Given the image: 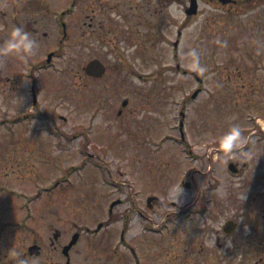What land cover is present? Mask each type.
I'll return each instance as SVG.
<instances>
[{
  "label": "rangeland",
  "instance_id": "374dc122",
  "mask_svg": "<svg viewBox=\"0 0 264 264\" xmlns=\"http://www.w3.org/2000/svg\"><path fill=\"white\" fill-rule=\"evenodd\" d=\"M28 1L0 0V176L6 184L14 180L15 188L34 195L65 179L54 194L64 198L69 225L77 219L81 229L107 217L114 195L102 181L128 177L161 194L188 192L183 196L198 204L204 190L215 187L208 192L210 215L222 209L240 228L261 223L254 210L260 199L264 207V159L255 135H264V0L199 2L192 17L176 4L161 13L159 37L145 22L107 14L114 29L100 39L84 32L91 8L90 0H81L66 18L71 35L58 47L54 67L38 66L62 32L56 8L29 7ZM94 58L107 68L100 78L83 70ZM32 84L37 111L47 120L14 124L31 108ZM248 138L250 147H241ZM228 160L240 169L248 164L241 178H233ZM228 192L237 195L234 205L226 203ZM198 219L192 221L195 239Z\"/></svg>",
  "mask_w": 264,
  "mask_h": 264
},
{
  "label": "flooded vegetation",
  "instance_id": "af4514ba",
  "mask_svg": "<svg viewBox=\"0 0 264 264\" xmlns=\"http://www.w3.org/2000/svg\"><path fill=\"white\" fill-rule=\"evenodd\" d=\"M194 1L197 8L199 2L204 1L221 4L219 0ZM232 1L227 6H239L243 0ZM80 3L81 0L26 2L29 7L47 4L55 7L56 22L62 28L54 38L55 48L49 51L50 58L48 56L45 64L40 63L38 67H54V59L59 57L58 47L71 35L66 18L74 16ZM192 3L193 0H90L91 9L85 13L87 21L84 22L88 31L84 32L98 39L111 33L114 24L108 14L120 21L133 18L137 23L145 22L152 37H159L161 13L177 4L182 7L185 17H192L188 14ZM64 7L67 8L64 10ZM49 12L52 10L47 9ZM27 34L30 33L24 30V35ZM120 36L114 34L115 38ZM146 36H149L147 32ZM29 95L32 109L20 113L13 119L14 124L47 119L44 111H37L40 100L34 84L30 86ZM257 125L260 126L259 121L255 122V127ZM260 128L263 132L264 128ZM251 132V135L257 133L255 129ZM255 136L261 143V157L264 159V135L259 133ZM241 147H250L249 138ZM247 166L244 162L241 169ZM227 169L233 178L238 179L244 171L232 160L227 161ZM5 182L6 176H0V264H82L81 258L85 255V264H264V207L261 199L254 210L259 212L261 223L245 222L240 228L235 217L224 219L222 209H213L210 215L212 197L209 193L215 187L206 188V195L199 197L198 204V201L191 202L189 197L183 196L188 192L161 194L152 185L146 189L133 177L123 181L105 180L103 185L114 195L105 210L107 217L95 219L91 223L93 227L86 225L81 229L77 219L69 225L68 218L64 216V198L54 194L61 188L63 180H55L51 188L42 186L34 195L24 192V189L19 191L14 180L12 186ZM186 182L189 181H181V184L188 189ZM232 192H228L232 196L228 198L230 203L226 201L227 205L237 202V195ZM250 197L251 201L255 200ZM79 198L80 195L76 200ZM91 210L92 213L97 212L98 207ZM234 210V213L239 211L238 207ZM75 211L79 212L80 208ZM196 218L200 220V224L195 226L200 237L195 239L192 221Z\"/></svg>",
  "mask_w": 264,
  "mask_h": 264
},
{
  "label": "water",
  "instance_id": "95a60500",
  "mask_svg": "<svg viewBox=\"0 0 264 264\" xmlns=\"http://www.w3.org/2000/svg\"><path fill=\"white\" fill-rule=\"evenodd\" d=\"M222 3H228L230 0H220ZM189 14L196 13V3L193 0L190 10L188 11ZM85 71L90 76L100 77L105 72V67L103 64L97 60H93L88 63L85 67ZM198 92H195L193 97L197 95ZM127 104V100H124L122 106L124 107Z\"/></svg>",
  "mask_w": 264,
  "mask_h": 264
}]
</instances>
